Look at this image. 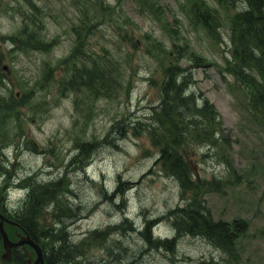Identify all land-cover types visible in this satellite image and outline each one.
Masks as SVG:
<instances>
[{
    "label": "rangeland",
    "instance_id": "rangeland-1",
    "mask_svg": "<svg viewBox=\"0 0 264 264\" xmlns=\"http://www.w3.org/2000/svg\"><path fill=\"white\" fill-rule=\"evenodd\" d=\"M202 1L221 18L215 30L194 23L189 0H0L2 77L4 84L12 83L2 85V95L12 90L15 103L23 102L12 114L0 111L4 214L6 209L16 214L25 202L15 176L32 174L35 181L59 176L81 216L68 222L72 238L86 239L70 244V255L85 252L94 264H264V120L254 117L229 69L235 59L228 24L242 3ZM23 28L24 36L35 32L49 47L16 49L9 37L23 34ZM85 54L109 66L112 79L102 93L63 84L72 67L84 64ZM176 58L191 73L186 88L207 97L218 112L216 124L190 116L179 128L185 131L180 145L185 160L192 176L196 169L200 177L197 196L182 191L157 163L161 145L145 130L147 120L156 119L166 69ZM197 96L186 109L190 114ZM104 186L110 192L121 186L120 196L109 197ZM194 195L215 220L247 222L234 248L220 250L182 228L174 249L160 250L131 230L149 219L157 222L156 234L175 236L173 223L164 219ZM123 206L134 221L117 232ZM5 229L13 234V226Z\"/></svg>",
    "mask_w": 264,
    "mask_h": 264
},
{
    "label": "trees",
    "instance_id": "trees-1",
    "mask_svg": "<svg viewBox=\"0 0 264 264\" xmlns=\"http://www.w3.org/2000/svg\"><path fill=\"white\" fill-rule=\"evenodd\" d=\"M189 2L191 3L190 17L194 23H198L209 30H214L215 24L221 21L216 10L208 7L202 0H189ZM242 5L229 23V35L235 59L229 65V69L238 86L245 94L250 111L259 121H263L264 0H242ZM25 31L26 28H23V34H15L9 37L11 45L16 47V49L26 47L47 49L49 47L50 43L41 39L35 32L26 33V36H24ZM74 31L80 37V29L76 28ZM83 56L87 57L84 64L80 67H72L70 78L68 80L65 78L63 84L67 81L75 89L85 87L90 89V92L102 93L101 91H104L107 87V82L112 79L109 66L104 61L93 60L91 56L86 54ZM4 57V51L0 48V111H2V114L9 115L14 113L23 102L15 103L14 98L11 97L13 94L12 90H7V93L2 95V85L12 87L11 82L4 84L6 78L2 77V70L4 69L1 63ZM90 60L94 62L88 66L87 61ZM175 60L176 62L166 69L165 81L162 86L165 97H163L161 105L155 108L154 116L156 119L149 118L147 120L146 130L154 144L162 145L159 161L163 168L180 182L183 191H194L197 196L201 186L196 185V182L193 181L192 172L185 160L184 152L180 148L185 131L179 130V128L182 125L181 123L185 119H189L188 117L190 116L200 117L201 119L205 116L206 119L215 118L216 120L218 113L214 105L207 99L200 103L202 107L199 109L195 108V110L193 108L194 112L191 114L186 110L188 105L193 103V99L197 94L193 91L190 93V90L186 88V82L191 73L178 63V58ZM177 69H180L181 72ZM204 124L202 123L199 126L201 128L200 131L204 130ZM166 125L168 128L164 132L160 131ZM199 135L201 136V132H199ZM83 145L80 144L78 149L83 150L85 148ZM75 161L77 162L76 156L74 158ZM81 164L82 159L77 162V166H81ZM24 183L29 188L28 198L23 208L15 214L14 219L23 226L34 240L42 244L47 264H65L62 260H67L70 257V252L66 251L67 247H69L68 244L75 243L67 228L68 222L73 223L77 220V208L70 201L72 190L68 187L66 188L62 179L35 181L34 177L30 176ZM121 190L122 188L119 186L116 192ZM116 192L114 191L112 195ZM195 195L187 205L175 207L170 211L168 218L172 217L176 229L180 231L183 228L188 235H200L215 246H220L222 250L229 251L234 248L237 239L247 231V222L239 219L232 222L216 221L211 211ZM46 206L52 211L53 217L56 216L54 218L58 222L44 225L47 218L46 213H44ZM131 222L132 220L128 223L130 224ZM153 223L154 221L151 222L146 219L143 229L140 230L145 240L155 245L157 249H172L175 239H160L152 236ZM84 240H81V242ZM81 253L83 254L81 260L84 264H94V262L85 259L86 255L84 252ZM26 256L25 247H17L14 249L13 261L15 260L17 264H26ZM2 261L13 262L6 261L3 258ZM228 262L221 260L213 264H231V262ZM71 263L79 264L75 258Z\"/></svg>",
    "mask_w": 264,
    "mask_h": 264
},
{
    "label": "water",
    "instance_id": "water-1",
    "mask_svg": "<svg viewBox=\"0 0 264 264\" xmlns=\"http://www.w3.org/2000/svg\"><path fill=\"white\" fill-rule=\"evenodd\" d=\"M8 220L2 213H0V231L2 233V237H3V244H4V248L6 250V252L3 254L4 258L7 259H11L12 258V248L21 244H30L32 247H34V249L37 252V258L35 259L34 262L31 261V258L28 259V263L29 264H45L44 263V257H43V253H42V249L39 246L38 243H36L34 240H32V238L29 235H20V239L18 241H12L7 232L4 229V221ZM32 255V254H30Z\"/></svg>",
    "mask_w": 264,
    "mask_h": 264
},
{
    "label": "bare ground",
    "instance_id": "bare-ground-1",
    "mask_svg": "<svg viewBox=\"0 0 264 264\" xmlns=\"http://www.w3.org/2000/svg\"><path fill=\"white\" fill-rule=\"evenodd\" d=\"M22 192H25V197H24V201L26 202L27 201V198H28V194H29V188L28 187H24L21 189ZM50 206L52 207V205L50 204ZM77 214V213H76ZM72 223V222H71ZM125 224H127V221L125 220V218L122 219V221L120 223H118L117 225H115V229L117 232L119 231H123L124 230V227H125ZM74 242L76 244H79L81 241H76L74 240ZM71 243L68 244V246L70 245ZM69 248L67 247V250L68 251ZM79 251V250H78ZM1 254H2V251H1ZM1 254H0V264H17L15 262V260L11 263H8V262H4L2 261V258H1ZM84 254L86 255V253L84 252ZM83 254L81 252L75 254V255H70V257L66 260V259H63L62 261L65 262V264H72L71 262L73 261V259L75 258L76 261L79 262V264H84V262L81 260V256ZM85 259H88V256L86 255ZM68 261V262H67ZM27 264V263H26ZM62 264V263H61Z\"/></svg>",
    "mask_w": 264,
    "mask_h": 264
}]
</instances>
